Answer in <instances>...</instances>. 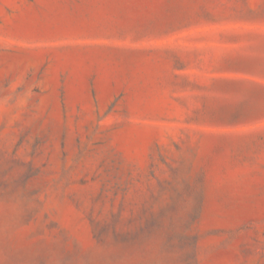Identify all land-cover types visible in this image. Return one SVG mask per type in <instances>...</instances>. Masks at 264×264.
<instances>
[{"label": "rangeland", "instance_id": "obj_1", "mask_svg": "<svg viewBox=\"0 0 264 264\" xmlns=\"http://www.w3.org/2000/svg\"><path fill=\"white\" fill-rule=\"evenodd\" d=\"M0 264H264V0H0Z\"/></svg>", "mask_w": 264, "mask_h": 264}]
</instances>
